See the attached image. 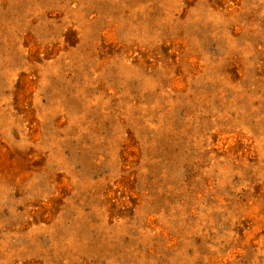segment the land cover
I'll return each mask as SVG.
<instances>
[{
	"label": "rangeland",
	"instance_id": "374dc122",
	"mask_svg": "<svg viewBox=\"0 0 264 264\" xmlns=\"http://www.w3.org/2000/svg\"><path fill=\"white\" fill-rule=\"evenodd\" d=\"M0 264H264V0H0Z\"/></svg>",
	"mask_w": 264,
	"mask_h": 264
}]
</instances>
